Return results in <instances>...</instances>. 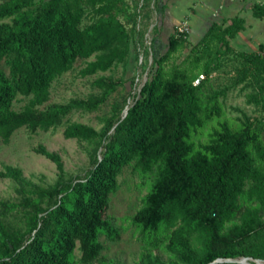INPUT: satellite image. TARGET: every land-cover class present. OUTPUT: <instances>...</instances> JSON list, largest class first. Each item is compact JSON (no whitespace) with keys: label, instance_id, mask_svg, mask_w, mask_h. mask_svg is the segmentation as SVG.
<instances>
[{"label":"trees","instance_id":"16d2710c","mask_svg":"<svg viewBox=\"0 0 264 264\" xmlns=\"http://www.w3.org/2000/svg\"><path fill=\"white\" fill-rule=\"evenodd\" d=\"M82 2L0 0L2 143H8L20 128L35 132L55 127L73 108L94 110L125 81L134 84L132 77L124 81L98 78L93 85L104 90L101 96L46 105L52 82L71 70L77 60L95 55L79 71L85 77L105 72L128 57L130 36L119 19L125 11L124 0ZM88 14L90 22L84 24ZM253 16L264 17L261 4L253 6ZM243 29L240 18H233L225 27L210 26L198 45L202 50L215 49L202 70L205 79L211 63L230 49L229 40ZM181 41L173 31L164 51L155 53L146 81L132 103L114 116L109 133L80 123L64 128L65 139L98 140L99 157L84 175L60 178L49 190L33 191L50 203L42 207L24 202L30 212L22 232L9 231L0 219V264H113L99 258L104 249L100 237L109 241L119 238L107 218L109 197L116 189L117 176L132 160L142 173L156 169L151 190L132 222L142 232H156L160 227L167 231L164 248L173 258L163 261L144 254L132 264H211L218 259L223 261L212 264H239L224 260L241 258L251 259L249 264L264 261V173L255 167V157H264V147L250 126L231 130L223 122L206 144L193 150L188 138L205 119L198 99L202 82L194 84L198 74L193 72L200 58L189 68L167 73L162 68ZM191 52H196V47ZM238 57V76L251 78L258 89L253 101L264 107V44ZM18 96L26 102L14 110ZM34 152L62 174L57 154L42 146ZM0 178L18 181L21 172L5 166ZM241 198L256 206L242 208ZM76 247L80 252L77 259Z\"/></svg>","mask_w":264,"mask_h":264},{"label":"rangeland","instance_id":"374dc122","mask_svg":"<svg viewBox=\"0 0 264 264\" xmlns=\"http://www.w3.org/2000/svg\"><path fill=\"white\" fill-rule=\"evenodd\" d=\"M85 2L86 0H83L82 3ZM124 2L125 11L119 14V19L130 36V49L126 61L112 66L105 72L82 77L79 71L86 62L93 61L95 55L85 60H77L71 70L52 82L46 105L66 104L73 100L101 96L104 90L93 85L98 78L124 81L132 77L134 84L131 86L128 80L125 81L123 86H118L94 110L71 109L61 117L57 126L48 130L30 132L20 128L12 133L8 143L0 141V171L5 166H11L21 172V179L18 181L0 178V202L15 205L12 208L0 205V219L11 232H22L25 229V219L30 208L24 202L42 207L49 205L48 198L41 200L33 191L49 190L60 178L67 180L84 175L99 157L101 149L98 140L65 139L62 135L64 128L71 123H80L97 132L109 133L114 116L122 113V109H126L132 103L141 85L146 81L152 69L155 53L164 51V47H154L151 42L157 12L156 0ZM90 17V14L86 15L83 23H89ZM184 22L185 20H182L178 24ZM261 27L264 28V19L260 20L256 30ZM185 34L176 50L162 64V68L166 73L175 68H189L196 57L200 58V63L193 72L198 74L194 84L202 82L198 90V99L205 119L201 127L191 131L188 143L192 144L194 151L199 150L209 141L212 132L219 129V124L224 122L231 130L250 126L252 131L258 132L260 144L264 147V107L253 101L258 89L250 77L238 76L241 69L238 54L257 51L258 46L264 44V35L257 34L255 37L244 35L237 45L230 46V49L225 50L223 55L211 63V70L205 79L202 70L205 68V62L213 58L215 49L202 50L198 47L200 41L192 44L187 40L188 31ZM177 39L180 40V37ZM193 46L196 47V52H191ZM262 96L264 102V91ZM25 102L26 99L18 96L13 102V109L19 110ZM114 106L117 107L116 110ZM38 146L60 157L63 164L62 174H59L51 161L34 152ZM251 155L255 157L252 150ZM255 167L264 173V157L261 159L255 157ZM155 177V167L150 173H142L136 166V160L122 168L116 178V189L109 197L107 210V218L118 230L119 238L109 241L103 236L100 237L104 246L99 255L100 259L113 264H132L144 254L156 255L163 261L173 259L164 248L167 231L160 227L156 232H142L141 227L132 222L133 215L143 206L144 198L151 190ZM239 202L242 208L256 206L243 198ZM74 255L76 259L80 255L77 247Z\"/></svg>","mask_w":264,"mask_h":264},{"label":"crops","instance_id":"0c3cea01","mask_svg":"<svg viewBox=\"0 0 264 264\" xmlns=\"http://www.w3.org/2000/svg\"><path fill=\"white\" fill-rule=\"evenodd\" d=\"M263 0H156V17L153 24L151 42L154 47H163L167 38L172 34L175 25L185 20L188 26L187 40L198 43L207 33L211 25L223 27L229 25L233 18L244 21V29L229 45H237L239 39L249 34L250 37L264 35V28L256 30L263 18L253 16V6ZM261 35V36H263ZM257 38V37H256ZM192 40V41H190ZM261 43V42H260Z\"/></svg>","mask_w":264,"mask_h":264},{"label":"built area","instance_id":"2783aa9c","mask_svg":"<svg viewBox=\"0 0 264 264\" xmlns=\"http://www.w3.org/2000/svg\"><path fill=\"white\" fill-rule=\"evenodd\" d=\"M260 4L264 8V0ZM173 31H174L176 38L184 37L186 35L185 32L188 31V26H187L186 22H184L182 24H177V25H175Z\"/></svg>","mask_w":264,"mask_h":264},{"label":"water","instance_id":"95a60500","mask_svg":"<svg viewBox=\"0 0 264 264\" xmlns=\"http://www.w3.org/2000/svg\"><path fill=\"white\" fill-rule=\"evenodd\" d=\"M126 111V110H125ZM248 260H251L249 258H241L240 260H231V259H227V260H224L225 262H236V263H239V264H249L247 261ZM223 260L221 259H218V260H215L214 262L212 263H219V262H222ZM211 263V264H212ZM254 264H264V261H260V260H254Z\"/></svg>","mask_w":264,"mask_h":264}]
</instances>
